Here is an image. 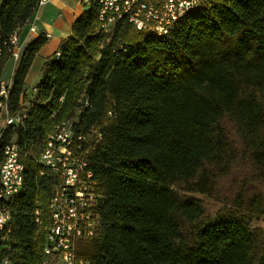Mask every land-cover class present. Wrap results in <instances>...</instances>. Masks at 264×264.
<instances>
[{"label": "trees", "instance_id": "1", "mask_svg": "<svg viewBox=\"0 0 264 264\" xmlns=\"http://www.w3.org/2000/svg\"><path fill=\"white\" fill-rule=\"evenodd\" d=\"M37 1L1 0L0 29L22 27ZM100 9L99 0H89L45 60L34 93L26 95L25 79L45 35L24 45L13 72L10 109L24 108L25 117L0 136V161L3 146L14 141L24 169L19 193L7 202L0 264L46 258L43 227L55 181L40 174L24 147L68 118L101 133L87 159L102 195L95 208L100 227L78 241L77 258L264 264V192L237 193L213 217L187 196H211L239 163L247 164L252 181L264 183V0L207 1L163 35L138 30L126 18L104 33Z\"/></svg>", "mask_w": 264, "mask_h": 264}, {"label": "built area", "instance_id": "2", "mask_svg": "<svg viewBox=\"0 0 264 264\" xmlns=\"http://www.w3.org/2000/svg\"><path fill=\"white\" fill-rule=\"evenodd\" d=\"M88 5V0H81ZM150 6V33L165 34L172 24L184 14L199 8L211 0H148ZM47 0H39V8ZM141 0H104L101 3L99 18L100 28L109 33L115 22L126 18L138 30L142 31ZM37 13V12H36ZM36 13L27 20L29 32H36L37 26L33 20ZM19 34H10L0 29V50L5 49L6 38H13L14 48L8 59L0 63V127L18 126L25 117L21 108L11 112L9 92L12 78H3L2 71L5 63L12 60L18 64L24 43ZM41 34V33H40ZM46 38L50 34L43 32ZM35 91V86L32 87ZM76 118H68L56 123L43 139L32 141L24 154L33 151L35 161L41 166L40 174L49 173L54 179L51 199L53 208H47L49 222L43 227L45 242L43 264H87L88 260L77 258L76 247L79 240L93 238L99 231V217L95 210L101 202L102 195L96 191V180L92 170L88 168V155L94 150L101 138L96 129L84 130L76 126ZM15 142L10 141L3 146V159L0 161V232L7 225H2V208L11 200L12 192L17 187L16 167L20 158L14 156ZM35 210V221L41 223ZM7 264V260L3 261Z\"/></svg>", "mask_w": 264, "mask_h": 264}, {"label": "crops", "instance_id": "3", "mask_svg": "<svg viewBox=\"0 0 264 264\" xmlns=\"http://www.w3.org/2000/svg\"><path fill=\"white\" fill-rule=\"evenodd\" d=\"M38 8H36L34 12H37L36 19L33 20L37 26L36 32H29L27 23L19 28V33L20 30H22L21 40L24 45L30 39L37 37L40 33L46 32L50 34L47 43L34 58L26 76L25 86L30 87V90L39 81L41 68L45 60L51 54L56 52L61 39H64L71 34V27L74 20L81 15L85 10L86 5H84L81 0H47L40 9ZM33 16L34 14L30 16L28 20Z\"/></svg>", "mask_w": 264, "mask_h": 264}, {"label": "rangeland", "instance_id": "4", "mask_svg": "<svg viewBox=\"0 0 264 264\" xmlns=\"http://www.w3.org/2000/svg\"><path fill=\"white\" fill-rule=\"evenodd\" d=\"M15 67V62L12 60L7 61L2 71L3 78L11 80ZM25 91L26 95H30V87H25ZM242 187H244L243 190ZM242 191H244L246 197L256 192H264V183L258 184L251 180L246 163H239L228 174L222 175L215 184L211 196L199 193H187V196L196 199L205 213L213 217L219 211L227 208V206L229 207L234 201V196Z\"/></svg>", "mask_w": 264, "mask_h": 264}, {"label": "bare ground", "instance_id": "5", "mask_svg": "<svg viewBox=\"0 0 264 264\" xmlns=\"http://www.w3.org/2000/svg\"><path fill=\"white\" fill-rule=\"evenodd\" d=\"M103 2H104V0H99L100 8H101V3H103ZM88 3H89V0H88ZM38 7H39V0L37 1L36 8H38ZM141 9H142L141 10L142 30H149L150 31V28H149L150 27V6H149L148 0H141ZM10 34H19V28L14 30ZM13 48H14L13 38H6L5 49L0 50V63H3V59L5 56H8V54H12ZM9 126H11V125H3L2 127H0V136L5 131V129ZM14 156L16 158H19V150H18L16 143H15V147H14ZM23 169H24L23 163L19 160V164L16 167L17 187H15V191L12 192V197L17 195L21 189L22 182H23ZM8 201L9 200H7V202ZM49 208H53V201H50ZM9 219H10V214H9V210L7 209V205H6L5 208H2V225H6L9 221ZM7 264H9L8 261H7Z\"/></svg>", "mask_w": 264, "mask_h": 264}]
</instances>
